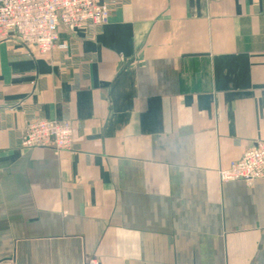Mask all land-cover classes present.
<instances>
[{
	"label": "crops",
	"instance_id": "1",
	"mask_svg": "<svg viewBox=\"0 0 264 264\" xmlns=\"http://www.w3.org/2000/svg\"><path fill=\"white\" fill-rule=\"evenodd\" d=\"M100 1L65 48L0 39V264H264V178L217 174L264 142V0Z\"/></svg>",
	"mask_w": 264,
	"mask_h": 264
},
{
	"label": "built area",
	"instance_id": "2",
	"mask_svg": "<svg viewBox=\"0 0 264 264\" xmlns=\"http://www.w3.org/2000/svg\"><path fill=\"white\" fill-rule=\"evenodd\" d=\"M109 6L100 0H0V39L13 37L41 53L58 46L60 29L70 33L108 21ZM72 126L68 121L46 118L29 120L21 137L23 147L52 146L56 150L72 145ZM220 181H243L251 185L264 178V142L243 151L240 158L217 171ZM85 264H98L88 258Z\"/></svg>",
	"mask_w": 264,
	"mask_h": 264
}]
</instances>
